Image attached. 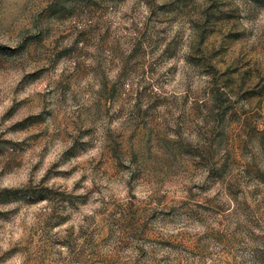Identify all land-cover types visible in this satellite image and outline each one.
<instances>
[{"label": "rangeland", "instance_id": "rangeland-1", "mask_svg": "<svg viewBox=\"0 0 264 264\" xmlns=\"http://www.w3.org/2000/svg\"><path fill=\"white\" fill-rule=\"evenodd\" d=\"M0 264H264V0H0Z\"/></svg>", "mask_w": 264, "mask_h": 264}]
</instances>
